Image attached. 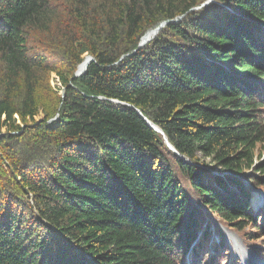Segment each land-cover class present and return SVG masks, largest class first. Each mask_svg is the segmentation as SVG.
Returning <instances> with one entry per match:
<instances>
[{"label": "trees", "instance_id": "obj_1", "mask_svg": "<svg viewBox=\"0 0 264 264\" xmlns=\"http://www.w3.org/2000/svg\"><path fill=\"white\" fill-rule=\"evenodd\" d=\"M256 188L264 0H0V264H216Z\"/></svg>", "mask_w": 264, "mask_h": 264}, {"label": "rangeland", "instance_id": "obj_2", "mask_svg": "<svg viewBox=\"0 0 264 264\" xmlns=\"http://www.w3.org/2000/svg\"><path fill=\"white\" fill-rule=\"evenodd\" d=\"M52 76L54 78L53 81H51L52 85H59L55 75L52 74ZM256 195L257 193H254L255 198ZM253 204L258 205L259 202L255 203L253 201ZM214 222L220 227L223 237H225L227 241L228 247L231 243L230 252L228 254L226 253V255L221 258L217 256L216 264H224L222 260L227 256H229V262L231 261L230 264H264V235L260 234L255 240L247 241L245 237L247 236V233H249L250 228L238 231L236 223H233L232 226H225L222 223H219L216 219H214ZM190 258L191 260L196 258V255L191 254ZM197 258V264H210L207 261L209 254L207 257L206 253L203 255L197 254Z\"/></svg>", "mask_w": 264, "mask_h": 264}, {"label": "water", "instance_id": "obj_3", "mask_svg": "<svg viewBox=\"0 0 264 264\" xmlns=\"http://www.w3.org/2000/svg\"><path fill=\"white\" fill-rule=\"evenodd\" d=\"M165 23L162 22L158 27H156L155 29L151 30V31H148L146 34H144L142 37H141V41L139 42L138 44V47H141L143 46L149 39H150V36L153 34H156L158 29L163 26ZM93 58L89 55H87L84 60L79 64V66L77 67V70L75 72V76H79L80 74H82L85 69H86V66L88 65V63L90 61H92ZM63 94V92H61ZM145 119V118H144ZM52 120V119H51ZM147 124L149 125V127H151L152 129L156 130V131H160L157 127H155L153 124H151L149 121H147ZM169 145V144H168ZM170 146V145H169ZM171 147V146H170ZM173 149V148H172ZM174 150V149H173ZM175 151V150H174Z\"/></svg>", "mask_w": 264, "mask_h": 264}, {"label": "bare ground", "instance_id": "obj_4", "mask_svg": "<svg viewBox=\"0 0 264 264\" xmlns=\"http://www.w3.org/2000/svg\"><path fill=\"white\" fill-rule=\"evenodd\" d=\"M153 35V34H152Z\"/></svg>", "mask_w": 264, "mask_h": 264}]
</instances>
